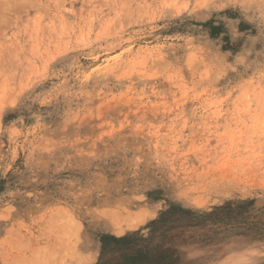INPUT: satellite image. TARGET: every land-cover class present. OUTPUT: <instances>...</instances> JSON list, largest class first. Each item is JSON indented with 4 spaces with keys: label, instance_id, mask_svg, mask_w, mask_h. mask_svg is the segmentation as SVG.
Segmentation results:
<instances>
[{
    "label": "rangeland",
    "instance_id": "rangeland-1",
    "mask_svg": "<svg viewBox=\"0 0 264 264\" xmlns=\"http://www.w3.org/2000/svg\"><path fill=\"white\" fill-rule=\"evenodd\" d=\"M0 264H264V0H0Z\"/></svg>",
    "mask_w": 264,
    "mask_h": 264
},
{
    "label": "trees",
    "instance_id": "trees-1",
    "mask_svg": "<svg viewBox=\"0 0 264 264\" xmlns=\"http://www.w3.org/2000/svg\"><path fill=\"white\" fill-rule=\"evenodd\" d=\"M221 210H222V208L216 210V213H217V212L219 213ZM216 213H215V214H216ZM114 242H119V243H121V244H122V243H126V241H125L124 238H122V239H118V240H115V239H114Z\"/></svg>",
    "mask_w": 264,
    "mask_h": 264
},
{
    "label": "bare ground",
    "instance_id": "bare-ground-1",
    "mask_svg": "<svg viewBox=\"0 0 264 264\" xmlns=\"http://www.w3.org/2000/svg\"><path fill=\"white\" fill-rule=\"evenodd\" d=\"M112 215V214H111ZM117 226V225H116ZM130 226V225H129ZM132 227V226H131ZM70 228V227H69ZM115 228V227H114ZM74 230V229H73ZM121 230V229H120ZM74 232V231H73ZM58 237H60V236H58ZM60 241H61V238H60ZM63 242V241H62ZM66 242V241H65ZM65 244V243H64ZM70 244V243H69ZM55 245V244H54ZM62 245V244H61ZM58 247V246H57ZM44 257V256H43ZM55 257V256H54ZM54 259H56V258H54Z\"/></svg>",
    "mask_w": 264,
    "mask_h": 264
}]
</instances>
